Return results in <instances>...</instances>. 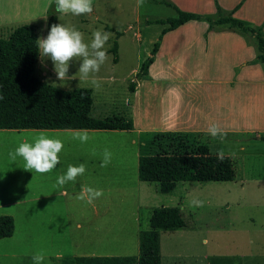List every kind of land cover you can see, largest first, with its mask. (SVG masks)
Wrapping results in <instances>:
<instances>
[{"label":"rangeland","instance_id":"obj_1","mask_svg":"<svg viewBox=\"0 0 264 264\" xmlns=\"http://www.w3.org/2000/svg\"><path fill=\"white\" fill-rule=\"evenodd\" d=\"M20 1L19 23L11 28L34 25L38 38H47V24L52 15L58 17L60 24L74 26L82 32L86 43H90L94 31H105L107 27L111 30L105 45L109 59L95 74L100 81L98 89L90 81L80 80L79 75L58 81L51 60L40 55L34 74L49 85L55 82L57 85L52 86L61 90L91 89L95 118L122 116L132 121L136 100L130 87L140 79L134 72H140L143 63L151 57L154 44L160 40L163 27L156 22L177 18V11L165 4L144 3L146 0L139 7L137 0H96L90 15L65 16L55 11L56 0H47L45 6L33 5L30 10L25 0ZM11 2L0 0L2 19L11 17ZM146 20L152 23L146 24ZM8 32V27L0 28V38L8 39L11 34ZM138 33L144 37L141 44ZM164 57L156 60L157 68L179 75L177 67ZM115 58L119 59L117 64ZM79 66V61H71L68 76H75ZM185 78L202 81L179 86L181 96L184 92L190 94V98H185L190 125L200 129L194 133V139L208 146L214 144L213 154L222 150L224 155L233 157L239 178L232 182L178 183L172 196L163 194L157 183H144L142 209L135 205L136 189L128 188L125 207L101 215H72V227L65 229V215H10L15 221V232L12 237L0 240V264H33L32 257L37 253L44 254L43 264H87L85 259L92 256H111V264H137L139 233L150 229L152 209L164 206L180 208L186 227L161 232L163 264H264V142L251 141V130L256 125L247 117L231 121L215 113L226 110L230 94L217 91L225 86L206 82L211 77ZM212 78L219 80L221 76ZM247 101L239 103L240 111L245 110ZM180 105L183 109L181 101ZM144 107V117L140 120L144 126L158 130L160 122H167L165 111L164 118L154 121L150 104L145 103ZM213 123L226 133L223 141L208 133ZM157 134L160 133L147 137ZM243 140L251 143L245 151L234 146L236 141ZM192 200L203 201V206L194 207ZM64 230H69L68 236L62 235Z\"/></svg>","mask_w":264,"mask_h":264},{"label":"crops","instance_id":"obj_2","mask_svg":"<svg viewBox=\"0 0 264 264\" xmlns=\"http://www.w3.org/2000/svg\"><path fill=\"white\" fill-rule=\"evenodd\" d=\"M146 1L144 3L173 7L177 13L182 11L197 14L202 16V19L189 21L167 33H164V30L169 26L164 28L165 24L161 25L163 29L160 40L156 42L159 47L153 56L154 61L148 74L137 79L130 87L136 100L131 112L134 129L87 130L89 140L83 144L73 139L75 130H0V215H65V229L72 227V215H101L125 207L128 188L136 189L135 205L138 210L142 209V186L145 182L139 179V158L142 146L153 138L147 135L168 132L194 135L200 131L190 125L185 103V98H190L189 92H184L182 96L179 94V86L184 82H202L185 78L188 75L211 77L206 82L225 86V89L217 91L230 94L225 104L226 110L215 113L225 119L231 118V121L247 117L256 125L251 130V141L264 142V63L259 59L258 39L255 35L231 29L228 25L214 24L220 18L233 17L260 31L264 38V0ZM25 2L26 8L30 10L33 5L45 6L47 0ZM95 2L96 0H92V4ZM21 4L20 0L11 2L9 10L15 20L10 19L11 17L2 19L0 10V28L8 27L9 34L15 29L11 28L12 25L19 23L17 11L20 10ZM208 18L213 22L208 21ZM145 23L151 24L152 21L146 20ZM105 31L111 30L107 27ZM137 37L141 44L143 35L138 33ZM153 50L154 47L152 52ZM161 57L170 60L181 76L176 73L172 75L169 71L164 73L163 70H168L166 68L158 69L155 63ZM134 73L137 76L139 71ZM215 76L221 78L213 80L212 77ZM245 100H248L245 110L240 111L238 105ZM145 103L150 104L154 121L164 118L163 112H166L167 122H160L158 130L140 123L144 117ZM42 131L49 138L61 139L64 144L59 153L60 164L52 172L45 174L36 173L34 170L26 171L23 158L17 157L12 161L8 156L20 143H33L34 138ZM250 145L251 143H244V140L234 143L241 151H245ZM213 147L214 144L209 145L210 151ZM105 149L111 152L112 159L106 168H102L100 165ZM69 164H84L86 172L79 176L75 183L70 182L60 187L56 184L57 176L64 174ZM82 186L102 190L103 196L92 205L78 200L76 196ZM69 233V230H64L62 235ZM110 258L111 256H92L85 260L89 262L87 264H103Z\"/></svg>","mask_w":264,"mask_h":264},{"label":"trees","instance_id":"obj_3","mask_svg":"<svg viewBox=\"0 0 264 264\" xmlns=\"http://www.w3.org/2000/svg\"><path fill=\"white\" fill-rule=\"evenodd\" d=\"M201 19L200 15L178 11L177 18L158 23L169 25L164 30L167 33L189 21ZM207 20L213 22L211 18ZM53 24H59L56 15L48 20L47 35ZM214 24L228 25L231 29L255 35L259 59L264 63V38L260 31L233 17L220 18ZM37 39L35 26L28 24L13 30L8 39L0 38V130L134 129L133 123L123 117H93L91 89L61 90L37 78L34 74L40 55ZM158 47L159 43H156L138 77L148 74ZM114 61L117 63V58ZM238 178L233 157L224 155V159L219 160L208 145L197 142L191 134L161 133L142 146L139 179L159 184L163 194H173L178 183L232 182ZM185 227L180 208H156L152 212L150 229L139 233L137 264H163L161 232ZM14 232V218L1 215L0 240L12 237ZM106 261L110 262L109 259Z\"/></svg>","mask_w":264,"mask_h":264},{"label":"clouds","instance_id":"obj_4","mask_svg":"<svg viewBox=\"0 0 264 264\" xmlns=\"http://www.w3.org/2000/svg\"><path fill=\"white\" fill-rule=\"evenodd\" d=\"M143 0H137V6H141ZM55 11L60 14H72L75 16L90 15L93 12L92 0H56ZM47 17L45 18V20ZM111 33L102 29L92 33L90 43L85 42L84 34L78 31L74 26H65L64 24H53L47 35V38L37 39L39 54L41 58L47 57L54 65L53 71L56 79L60 82L66 79H75L79 75L82 81H90L95 88L100 87V81L96 77L101 67L109 59L106 43L111 37ZM76 60L80 62L78 72L75 76L69 77L70 62ZM52 85H57L52 82ZM208 133L213 137H219L221 141L226 138V133L218 124H211ZM73 139L80 143H87L89 135L87 130H75ZM64 148V144L59 138H49L45 132H40L34 138L33 143L22 142L14 150L8 153L9 158L15 161L17 157L23 158L26 171L34 170L36 173H50L60 164L59 153ZM234 155V154H233ZM217 158L224 159L222 150L218 151ZM112 159V154L108 149L103 152L101 167L106 168ZM86 172V165L78 166L69 164L64 174L58 175L56 184L64 187L68 183H75L79 176ZM103 196V191L89 186H82L76 199L85 201L92 205L94 201ZM194 207H202L203 201L192 200ZM45 257L43 253L33 255V264H43Z\"/></svg>","mask_w":264,"mask_h":264}]
</instances>
